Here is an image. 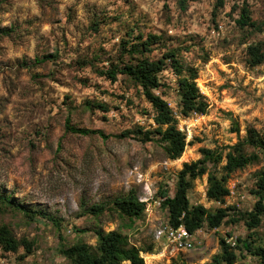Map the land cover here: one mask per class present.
<instances>
[{"label":"rangeland","instance_id":"obj_1","mask_svg":"<svg viewBox=\"0 0 264 264\" xmlns=\"http://www.w3.org/2000/svg\"><path fill=\"white\" fill-rule=\"evenodd\" d=\"M218 1L0 0V28L9 29L0 35V193L55 218L31 219L21 209L0 206V226L34 243L31 253L24 246L16 252L0 246V264H72L60 247L79 241L95 245L97 227L120 229L141 249L153 247L142 252L145 264H206L221 252V238L240 264H264L239 240L264 247V215L251 229L244 214L238 218L253 211L259 199L255 191L264 151L252 146L247 152L260 158L230 175L225 202L207 196L209 172L221 176L225 160L208 163V172L191 180V204L229 209L220 227L198 229L192 250L172 251L165 239L155 238L156 228L169 218L161 193L174 195L184 162L200 159L202 147L227 152L250 128L264 135V60L254 65L249 53L251 45L264 52V0H223V6ZM244 3L256 27L237 22L240 8L234 6ZM150 34L160 39L145 56L157 59L177 49L185 69L198 68L197 83L209 103L205 114L183 115L179 77L171 67L159 74L167 85L163 97L190 142L176 160L156 141L116 136L158 126L140 86L125 74L115 81L105 74L133 61L128 50L133 43L143 47ZM67 119L109 137L69 132ZM132 188L151 198L131 223L114 210L113 201ZM94 204L108 210L93 216Z\"/></svg>","mask_w":264,"mask_h":264},{"label":"trees","instance_id":"obj_2","mask_svg":"<svg viewBox=\"0 0 264 264\" xmlns=\"http://www.w3.org/2000/svg\"><path fill=\"white\" fill-rule=\"evenodd\" d=\"M223 4L224 1L219 0L217 6H223ZM234 8H240V16L237 19L238 23L242 26L249 25L256 27L257 23L253 21L250 15L247 3H244L242 6L235 5ZM7 34H9V29L0 28V35ZM159 39L158 35L150 34L143 41V47H138L133 43L128 50L133 61H129L122 66L114 65L105 74L113 81L118 78L119 74H125L136 85L140 86L146 99L152 105L154 110L153 119L158 125L153 129L138 127L116 136L124 138L133 135L142 143L156 141L165 150L168 158L176 160L181 157L187 144H190V142H187L186 133L178 126V121L172 107L163 97L162 90L167 85L160 80L159 74L168 67H171L173 72L179 77L180 105L183 115L189 116L193 113L205 114L209 110V103L197 83L198 68L191 67L185 69L178 56L177 49H170L157 59H150L145 56V53L151 50V45L157 43ZM249 53L252 64L257 65L263 62L264 52L261 51L260 46L251 45ZM89 104L104 111L108 110L105 104ZM66 130L80 135L98 134L104 139L109 137V135L100 129L75 126L71 123L70 119L66 121ZM247 146L264 151V135L256 129L250 128L246 139L228 146L227 152L219 148L202 147V157L200 159L184 162L182 169L178 172L174 195H171L168 191H162L161 193V198H165L162 203L168 210L169 223L174 226L184 224L193 233L204 225H207L211 229L220 227L225 219L230 216L229 209L219 207L212 210L202 204H191L188 196L191 180L206 174L208 172V163L219 165L225 160L221 176H218L214 172H209L207 188L209 199L221 203L225 202L226 197L231 194V190L227 185L230 175L236 170L258 161L260 158L257 152H247ZM256 186L255 192L259 194V199L255 203L254 210L247 213L240 212L239 214L241 215L238 217L241 218L242 214H244L243 216L250 229L258 226L264 215V170L259 175ZM0 206L21 209L31 219L42 216L53 221L55 220L53 216L44 211L26 207L25 204L18 202L11 193H0ZM145 206L146 203L140 200L137 190L134 188L130 189L127 194L115 198L113 201L114 210L120 216L128 218L131 223L134 219L140 218L143 215ZM106 210L108 209L104 204H94L90 209V213L93 216L100 217ZM95 234L97 236L95 245L79 241L69 246L62 245L60 253L68 258L72 264H145L142 252H153V247H148L144 250L132 244L128 236L120 229L106 231L101 227H97ZM239 240L243 249L256 252L264 261L263 246L254 247L253 241L249 239ZM220 244L221 252L206 264H240L237 253L231 244L224 238L220 239ZM0 246L6 252H16L20 246H24L27 252L31 253L34 243L26 238L17 239L11 229L6 224H3L0 226Z\"/></svg>","mask_w":264,"mask_h":264},{"label":"built area","instance_id":"obj_3","mask_svg":"<svg viewBox=\"0 0 264 264\" xmlns=\"http://www.w3.org/2000/svg\"><path fill=\"white\" fill-rule=\"evenodd\" d=\"M145 190L151 192L149 183L145 184ZM151 195L140 197V200L147 202ZM155 238L167 242V246L171 247L172 251L192 250L195 248V233L181 224L174 226L169 221L162 222L155 230Z\"/></svg>","mask_w":264,"mask_h":264}]
</instances>
